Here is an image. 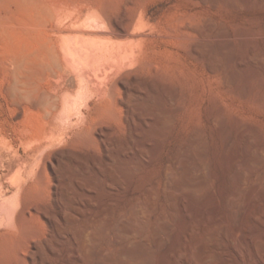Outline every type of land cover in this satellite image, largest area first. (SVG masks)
Listing matches in <instances>:
<instances>
[{
  "label": "rangeland",
  "instance_id": "1",
  "mask_svg": "<svg viewBox=\"0 0 264 264\" xmlns=\"http://www.w3.org/2000/svg\"><path fill=\"white\" fill-rule=\"evenodd\" d=\"M26 4L0 0V242L14 251L0 264H40L36 244L47 264H122L123 247L146 250L151 264H196L201 240L218 249L216 264H264L237 243L238 218L249 236L264 233V214L255 218L264 210V0ZM101 12L115 23L98 21ZM75 38L94 51L90 63L68 60ZM160 109L171 123L155 131ZM99 130L126 163L108 160ZM102 214L86 259L79 234ZM168 245L179 250L166 255Z\"/></svg>",
  "mask_w": 264,
  "mask_h": 264
},
{
  "label": "bare ground",
  "instance_id": "2",
  "mask_svg": "<svg viewBox=\"0 0 264 264\" xmlns=\"http://www.w3.org/2000/svg\"><path fill=\"white\" fill-rule=\"evenodd\" d=\"M22 1H24L25 2V4L26 3H32V0H22ZM241 2H245V0H240ZM213 2H215V0H213ZM259 2H260V0H259ZM22 3V2H21ZM257 3H258V1H257ZM28 4H26L27 6H28ZM37 4H41V3H37ZM37 4H35V5H37ZM239 4V3H238ZM19 5V4H18ZM29 5H33L34 6V3L33 4H29ZM38 6V5H37ZM36 7V6H35ZM24 8V7H23ZM34 8V7H33ZM46 8L47 7H44V6H42V5H40L39 7H37V9H39V11H41L42 13L43 12H45L46 11ZM27 11H29V9H27ZM47 11H48V13H49V8L47 9ZM36 13V12H35ZM39 14H40V12H39ZM41 15V14H40ZM95 17H96V19L98 20V21H102V22H106V24H107V22H111V23H113L114 21L105 13V12H101V13H98V14H95L94 15ZM93 16V17H94ZM35 17V16H34ZM40 17V16H39ZM92 17V18H93ZM38 18V17H37ZM41 18V17H40ZM40 20V19H39ZM115 23V22H114ZM94 27V26H93ZM186 27V26H185ZM188 27V26H187ZM121 28V27H120ZM95 33H97V32H95ZM119 34L120 35H125L126 34V31L122 28V29H120V31H119ZM206 34V33H205ZM204 34V35H205ZM181 36V35H180ZM76 39V38H75ZM207 39H208V37L205 35L204 37H203V41L205 42V43H207ZM205 47V46H204ZM206 48V47H205ZM67 51H68V54L70 55V57L68 56V60H70L71 62H74V63H76V64H78V65H85V64H88V63H90L89 62V58L92 56L93 57V55H94V51L90 48V46H88V45H86V44H83V43H81L78 39H76L74 42H73V44H70L68 47H67ZM195 51V50H194ZM198 51V50H197ZM201 53V52H200ZM203 54V53H202ZM197 55H199V54H197ZM204 56V55H203ZM199 57H200V55H199ZM201 58H203L202 56H201ZM91 60V59H90ZM215 60L216 59H214V56H212L208 61H207V66H208V68L211 70V71H215V70H217L218 69V64L215 62ZM82 70V69H81ZM158 73V72H157ZM227 76V75H226ZM226 79H230V78H226ZM121 83V82H120ZM82 86H84L82 83H80ZM122 84H124V83H122ZM232 85V84H231ZM86 87V86H85ZM84 87V88H85ZM123 87L125 88V90H126V92H127V95L129 94V95H131L132 94V92L130 91L131 90V87L130 88H128L126 85H123ZM88 90H89V86H88ZM111 90H112V88H111ZM136 90V89H135ZM83 91V90H82ZM138 91V90H137ZM242 91V90H241ZM240 91V92H241ZM249 91V90H248ZM109 92H111V91H109ZM247 91H242L241 93H240V95L242 96L243 94H246L247 95V93H246ZM109 94H111V93H109ZM75 96V95H74ZM136 96V95H135ZM134 96V97H135ZM141 96V95H140ZM244 96V95H243ZM81 97V96H80ZM111 97H112V94H111ZM176 96H174V95H171V99H173V98H175ZM130 98H131V96H130ZM146 98H149V99H153V97H151L150 95H147V97ZM132 99V98H131ZM126 100H128V101H130L129 99H126ZM132 102V101H131ZM131 102H129V103H127V101H126V103H124L125 104V107H126V110H127V113H131L132 114V108H131ZM121 103H122V101H121ZM66 106H64V108H65ZM134 108V107H133ZM163 110V109H162ZM161 109L159 110V113H160V116H157V118H155L154 119V125H155V131L156 130H159L160 128H162V127H166L169 123H171L170 122V120H171V114L170 113H168V112H160V111H162ZM66 112H67V110H66ZM133 114H135L134 112H133ZM221 116H223V115H221ZM85 117V116H84ZM140 118V117H139ZM219 118V117H218ZM84 119V118H83ZM143 119V118H142ZM129 120V119H128ZM215 121L216 120H218L217 118L216 119H214ZM121 124V123H120ZM132 128V127H131ZM109 129V128H108ZM133 130H135V132L137 133L138 132V130H137V127L135 126L134 127V129ZM88 132H89V130H88ZM134 132V131H133ZM134 132V133H135ZM158 132V131H157ZM133 133V134H134ZM89 134H90V132H89ZM96 134V133H95ZM107 132H106V130H99V133H98V135H97V138H98V141L100 142V144L104 147V149L108 152L107 153V155H108V160H112V161H115L116 163H121V164H124V163H126L127 161H125V160H127V158L126 157H123V156H120V154H115V150H111L110 149V143L108 142V140H107ZM85 135H86V133H85ZM88 137H90V136H88ZM111 139V138H110ZM89 140V139H88ZM113 141V140H112ZM147 141V140H146ZM134 142V141H133ZM141 142H143V141H141ZM150 142V141H149ZM147 143V144H149L150 145V143ZM145 143V142H144ZM100 145V146H101ZM152 145V144H151ZM143 146V145H142ZM147 147V146H146ZM150 147H152V146H150ZM149 147V148H150ZM148 148V147H147ZM118 149V148H117ZM120 149H122V148H120ZM119 150V149H118ZM122 152V151H121ZM143 152V151H142ZM123 153V152H122ZM144 153V152H143ZM152 156V155H151ZM150 156V157H151ZM139 157V156H138ZM138 157H136V158H138ZM153 157V156H152ZM126 158V159H125ZM135 158V157H134ZM139 159H141L140 157H139ZM133 160V159H132ZM143 161V160H142ZM149 161H150V159H149ZM153 161V160H152ZM128 162H130V161H128ZM135 162V161H134ZM131 163H133V161L131 162ZM131 163H129L130 165H131ZM150 163H151V161H150ZM250 163L252 164V165H260L261 163H262V158H261V156H254V157H252V159L250 160ZM134 167V166H133ZM139 167V166H138ZM168 168H169V166H167ZM131 169H134V168H131ZM136 169V168H135ZM140 169H141V167H140ZM137 170V169H136ZM139 170V169H138ZM55 171H56V169H55ZM169 172H170V169H168V170H166V175H169ZM57 174H58V172H57ZM56 175V174H55ZM57 177V176H56ZM59 179V178H58ZM57 179V180H58ZM206 182L204 181V180H201V181H199V182H196V183H194V185L196 186V187H203V185L205 184ZM188 186H191V185H188ZM181 188H183L182 186H181ZM65 197H67L68 195L67 194H65L64 195ZM9 202V201H8ZM7 202V203H8ZM19 202V201H18ZM18 202L17 203H15V204H13V208L8 212V215H9V217H10V219L12 220V221H16V212H17V207H19V205H18ZM3 203V202H2ZM21 204V203H20ZM0 206H1V204H0ZM264 214V210L263 209H261V208H259L258 209V212H257V217H255L256 218V221H257V223L259 222V220H260V217L262 216ZM105 215L106 214H102L101 216H100V218L98 219V220H96L94 223H87V224H85L84 225V228H83V230H82V232L79 234V239H80V245H79V248H78V252L80 253V254H82V255H84L85 256V258H86V256H88V255H92L93 253H95L94 252V250L92 249V247H91V244L93 243V241L95 240V238H96V235H97V233H96V230L100 227V225H101V223H102V218L103 217H105ZM4 216V215H3ZM43 217V216H42ZM5 218V217H4ZM242 220H243V218H238V226H237V232H238V236H239V238H240V242H237V243H241V245H239V246H243V245H246V246H248L249 248H250V250H251V252H256V253H258V254H264V233L263 232H258V233H256L255 235H253V236H249L248 234H247V232L244 230V228H243V222H242ZM50 222V221H49ZM51 223V222H50ZM49 223V224H50ZM259 224V223H258ZM14 226H15V223H14ZM191 228H190V231L192 232V231H194V228H195V225H194V223H192L191 222V226H190ZM59 229V228H58ZM221 229H224V230H227V227H226V225L225 224H222L221 225ZM206 230V229H205ZM62 231V230H61ZM190 231H189V233H190ZM207 231V230H206ZM206 231H204V232H206ZM119 234H121V235H124V236H126V237H129V236H131L132 235V233H133V230L131 229V228H128V227H126V226H120L119 227ZM162 232H163V228H159L158 230H157V232H156V235H155V244H157L158 246L159 245H161V240H162ZM195 232V231H194ZM226 233H228L227 231H226ZM57 234L58 235H61V232H60V230L59 231H57ZM191 234V233H190ZM20 235V234H19ZM52 235H55V234H52ZM51 235V236H52ZM63 235V234H62ZM193 234H191V236H192ZM228 235V234H227ZM251 235V234H250ZM196 236V235H195ZM229 236H230V234H229ZM228 236V237H229ZM15 237V236H14ZM60 237V236H59ZM62 237V236H61ZM206 238H204L205 240H207L208 238H210V237H212L211 236V233L209 232H207L206 233V236H205ZM2 238H3V235H2ZM15 238H17V237H15ZM20 238V237H19ZM117 240H115V242H116ZM200 241V240H199ZM202 242H200V243H198V245L196 246V248H195V250H194V248H193V252H192V256H193V259H195V261H196V264H216L215 262H214V258H216V256H218V252H217V250L218 249H216V250H213V251H211V252H207V247H206V241H204V240H201ZM18 242V241H17ZM8 243H11V241H9V242H5V241H1L0 242V261H2V260H7V259H9V258H11L12 256H14V251H13V248L11 247L12 245H10V244H8ZM14 243V242H13ZM208 243V242H207ZM22 244V243H21ZM47 244H48V241H47ZM113 244V243H112ZM174 245H175V243H174ZM174 245H168L166 248H165V253H166V255L168 254V255H170V254H172V253H176V251L175 250H177V248H178V250H179V247H175ZM218 245V244H217ZM33 246V245H32ZM50 246V247H49ZM49 248L50 249H52V247H51V245L49 244ZM239 246H234V248L232 249V250H234L233 252L235 253V254H237L236 256H238L237 258L239 259V263H243V261H244V258H242V254H240L241 253V250H240V248H239ZM47 247V248H48ZM232 248V247H231ZM35 249H36V252L35 253H37L38 255H39V258L41 259V263L40 264H47L46 262H45V260H44V256L42 255V252L40 251V248L38 247V245L36 244L35 245ZM192 249V248H191ZM54 250L52 249V252H53ZM55 252V251H54ZM36 254V255H37ZM37 255V256H38ZM93 255H95V254H93ZM119 256H117L118 258L117 259H119L120 261V263L122 262V264H151L153 261H152V258H151V256L148 254V252H146V250H144V249H133V248H130V247H123V248H120V251H119V254H118ZM31 256H34L33 254L31 255ZM71 256V255H70ZM69 256V257H70ZM83 256V257H84ZM68 257V258H69ZM96 257V256H95ZM226 257V256H225ZM228 257V256H227ZM98 258V257H97ZM73 259V258H72ZM87 259V258H86ZM229 259V258H228ZM238 259H237V261H238ZM13 260H15V259H13ZM30 260L31 261H34V259H33V257L32 258H30ZM67 260V259H66ZM109 260H111V259H108V258H106V259H104V258H102V257H100L99 259H98V262L96 263V264H108V262H109ZM227 260V259H226ZM229 261V260H228ZM84 262V261H83ZM92 262H94V261H92ZM119 262H117V263H119ZM32 263V262H31ZM86 263V262H85ZM163 263V262H162ZM30 264V263H29ZM94 264V263H93Z\"/></svg>",
  "mask_w": 264,
  "mask_h": 264
}]
</instances>
